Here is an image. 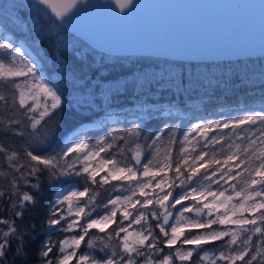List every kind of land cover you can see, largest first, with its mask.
Returning a JSON list of instances; mask_svg holds the SVG:
<instances>
[{
	"label": "snow or ice",
	"instance_id": "obj_1",
	"mask_svg": "<svg viewBox=\"0 0 264 264\" xmlns=\"http://www.w3.org/2000/svg\"><path fill=\"white\" fill-rule=\"evenodd\" d=\"M38 2L61 21L59 27L73 32L78 13L100 7L92 0ZM102 2L106 6L113 0ZM115 3L123 16L133 7L134 0H115ZM5 40L0 42V50L11 57V62L0 59V82L18 90V95L12 98L13 115L0 124L8 131L22 125L31 131L20 128L13 133L28 137L23 163L17 152L0 146L8 167L18 174L0 172L5 178L11 175L10 191H0V199L7 198L8 211L22 221L39 204L42 176L49 183L74 178L83 181L82 189L73 185L55 193L46 217L49 239L38 252L41 258L54 254L50 236L54 231H62L76 234L58 242L61 257L55 264H71L82 243L104 255L97 259L91 252H83L78 255L77 264H138L140 257L143 264H176L177 261L216 264L217 260L223 264H264V110L224 121L194 122L183 133L178 149L174 147L177 132L164 129L147 145L153 150L149 156L144 155L137 143L130 157L124 156L121 148L117 155L123 159H117L111 152L117 137L108 135L92 144L72 132L57 145L59 129L55 121L62 107L61 95L41 78L35 62L29 63L21 57L17 64L21 48ZM104 51L112 49L106 47ZM28 77L32 81L23 87L17 82V78L27 81ZM41 96L43 101L38 99ZM0 102L9 107L5 95L0 94ZM138 129L137 125L126 136L139 138ZM166 133L168 147L161 154L156 145ZM126 136L118 139L123 141ZM21 181L23 188L33 191L23 190ZM113 182L123 187L117 188ZM106 185H113L123 194L98 201L97 189ZM0 225L7 228H0V264H6L10 249L17 258L25 256L27 244L16 219L0 218ZM112 225L116 227L108 232ZM132 225L139 228L129 231ZM31 230L35 231L34 225ZM114 239L118 241L116 245L108 243ZM13 240H17L14 249ZM216 244L219 255L209 256L203 246ZM165 248L173 251L164 253ZM46 264L53 261L46 259Z\"/></svg>",
	"mask_w": 264,
	"mask_h": 264
},
{
	"label": "trees",
	"instance_id": "obj_2",
	"mask_svg": "<svg viewBox=\"0 0 264 264\" xmlns=\"http://www.w3.org/2000/svg\"><path fill=\"white\" fill-rule=\"evenodd\" d=\"M20 3L25 6L21 7ZM30 10L28 1L0 0V18L14 29L7 25L3 27L7 30L22 28L21 24H28ZM36 17L40 16L36 14ZM53 22L51 19L46 21L40 18V30L44 33L38 43L42 53V67L52 76L51 82L62 99V107L55 121V126L59 129L55 141L57 145L78 125L96 122L101 123V126L85 135L87 142L94 144L106 135L116 136L115 147L111 152L117 159H123L117 155L119 149H124V156L130 157L137 143L141 145L144 155L149 156L153 150L147 145L164 129L177 132V143L174 147L178 149L183 133L194 122L224 121L245 113L264 110V57L218 62H182L158 57L108 55L90 48L56 23V28L61 32L57 30L56 33H47L48 23ZM17 35L19 36L18 32ZM0 59L8 62L7 54L3 50H0ZM0 94L5 95L9 101L7 108L0 102V121H7L13 115L12 98L18 94L2 82ZM113 115L116 116L114 122H104ZM49 123L52 124V121ZM137 125L140 137L126 136ZM20 128L26 132L31 131L26 125L13 126V131H8L4 124H0V146L7 148L9 152H17L20 162L23 163V149L27 146L25 141L28 137L13 134ZM122 135L126 136L123 141L118 139ZM167 138L166 133L156 145L161 154L168 147ZM216 148L219 150L220 145ZM0 172L18 175L8 167L5 153L2 152ZM11 175L7 178L0 176V191H10ZM41 181L43 191L37 197L39 204L34 210L27 212L22 221L8 211L10 203L7 198L0 199V209H4L0 211V218L16 219L18 230L24 234L27 244L26 255L19 258L10 249L6 264H41L46 259H51L54 264L56 260L58 242L64 236L61 231H54L50 236L54 254H50L49 258L38 255L41 244L49 239L46 235L48 208L58 186L73 183L83 187V181L74 178L68 182L61 179L49 183L43 176ZM20 184L23 190L33 191L23 188L22 181ZM104 188L111 191L114 189L113 185H106ZM104 188L97 189L100 192L98 201H106L111 196V191H105ZM32 225L35 226V231L31 230ZM115 227L116 225H112L108 232ZM0 228L7 230L4 225H0ZM108 243L116 245L118 241L114 239ZM16 246L17 240H13L12 248ZM203 247L205 250H214L219 245ZM85 251L95 254L98 259L104 255L88 249L82 243L79 252ZM193 260H196L195 256ZM71 264L77 263L73 261Z\"/></svg>",
	"mask_w": 264,
	"mask_h": 264
},
{
	"label": "water",
	"instance_id": "obj_3",
	"mask_svg": "<svg viewBox=\"0 0 264 264\" xmlns=\"http://www.w3.org/2000/svg\"><path fill=\"white\" fill-rule=\"evenodd\" d=\"M59 25L49 9L38 0ZM78 13L66 29L101 53L158 57L182 62H218L264 57V0H134L123 16L113 0ZM98 45L93 47L92 45ZM112 49L105 52L104 48ZM109 116L104 122H114ZM86 122L68 135L97 129Z\"/></svg>",
	"mask_w": 264,
	"mask_h": 264
},
{
	"label": "rangeland",
	"instance_id": "obj_4",
	"mask_svg": "<svg viewBox=\"0 0 264 264\" xmlns=\"http://www.w3.org/2000/svg\"><path fill=\"white\" fill-rule=\"evenodd\" d=\"M24 1H28V0H24ZM28 2H30V9H31L29 14H28L29 21H28V24H26V23L25 24L24 23L21 24L22 28L17 27V28H15L17 30H7V29H5L6 28L5 26L3 27V25H7V27H10V26H8L9 24H7L5 22V20L0 18V42H6L5 38H7V40H10L15 47L21 48V55L18 56L17 60H16L17 64H20L21 57H23V59L27 60L29 63L35 62L36 66H37V68L39 70V74H41V78L43 80L47 81L49 83V85L54 88V86H53V84L51 82V77L52 76H50L43 69L42 63H41V58L40 57H41L42 53H41V50L39 48V43L38 42H39V38H40L41 34L44 33V32H42L40 30L39 21H40V18L42 20H46V21L49 20V19L54 21L53 24L52 23L51 24L48 23L49 27L46 28V29H48L47 33H56L57 30H58L56 28V26L59 25V24L54 19H52V17L49 15V13L43 7L39 6L36 3H33L31 1H28ZM20 6L24 7L25 4L24 3H20ZM36 14H38L40 17L37 18ZM10 28L14 29L12 27H10ZM58 31H60V30H58ZM17 32H18L19 36L17 35ZM7 60H8V62H11V57L7 56ZM17 79L19 80V83L21 84L22 87L25 85V83H31V81H32L31 77H28L27 81L24 78H17ZM54 90H55V88H54ZM16 91H17V94H18V90H16ZM38 99L40 101H43V97L42 96L39 97ZM30 102H31V99H30ZM91 131H93V130L85 131L83 133H80V135H81L82 138L85 139V135L89 134ZM77 135H79V134H77ZM73 185H75L79 189H82V187H78L76 184L71 183V184H66V185H63L61 187H58L56 189L55 193L61 191V188H68V187H71ZM116 187L117 188H121L123 186L117 184ZM213 187L217 188L219 186L213 185ZM55 193H54V199H55ZM121 194H123V193L113 189L111 191V196L110 197H115L116 195H121ZM81 204H82V202H81ZM177 207L179 208L180 206L178 205ZM64 214L65 215L67 214L66 213V206H65ZM127 223L128 222H125V224H127ZM152 223L155 224V221H153ZM213 227H219V226L218 225H214ZM138 228H139L138 225H132V228H130L129 231H134V230H136ZM62 233H64V236H63L62 239L70 237V236L76 234L75 232H68V233L62 232ZM253 239L257 240V237L254 236ZM177 247H179V245H177ZM186 247H191V246H186ZM171 251H173V249H168V248L164 249V253H169ZM206 251L208 252L209 256H218L219 255V252L217 251V248L214 249V250H206ZM77 252H78V255L81 253V252H79V249L77 250ZM85 252H88V251H85ZM78 255H77V257L73 258L72 262L74 261V262L77 263ZM92 255L96 256L95 254H92ZM60 257H61V253L59 252V249H58L56 260L58 258H60ZM156 259H159V256H157ZM41 264H46V261L42 262ZM54 264H55V262H54ZM138 264H143V257L138 258ZM176 264H180V262L177 261ZM203 264H207V262H203ZM216 264H223V262L217 260Z\"/></svg>",
	"mask_w": 264,
	"mask_h": 264
}]
</instances>
